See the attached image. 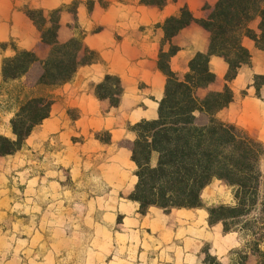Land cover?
Listing matches in <instances>:
<instances>
[{
  "label": "crops",
  "instance_id": "crops-1",
  "mask_svg": "<svg viewBox=\"0 0 264 264\" xmlns=\"http://www.w3.org/2000/svg\"><path fill=\"white\" fill-rule=\"evenodd\" d=\"M218 1L167 0L160 7L143 0H16L15 5L45 9L62 6L58 41L80 40L79 60L87 49L95 52L92 62L80 64L73 76L60 84L39 82L42 62L50 56L52 45L43 39L26 12L10 5L7 8L12 15L7 21H0V45L13 41L12 45L0 47V90L19 94L6 93V98L14 96L22 101L39 96L52 101L49 116L32 129V147L46 151L48 166L70 167L79 175L87 166H94L98 179L106 185L96 199L114 200L108 214L112 219L123 215L118 234L126 239V244L130 245L132 234L141 232L144 238L159 240L160 257L151 259L150 264H208L204 249L214 245L216 231L220 238L231 235L224 232L221 222L209 219L210 206L231 200L232 186L223 180L214 179L218 182L217 191H205L211 182L202 190L201 207L166 210L151 206L142 213L140 203L130 198L138 180L130 148L137 138L133 126L144 119L158 118L165 92L167 75L160 67V54L176 47L169 66L183 78L197 53L210 52L211 33L198 20L207 18ZM183 8L196 20L167 40L164 24L169 17L180 16ZM260 22L259 16L249 22L258 34ZM242 43L250 51V62L228 80L229 63L223 56L211 54L209 68L215 80L199 87L196 94L203 99L229 86L233 99L217 112V117L264 142V85L255 86V77L264 74V48L247 35ZM20 50L33 51L38 60L24 75L4 80V59ZM107 75L120 79L121 94L116 106L96 94L97 85ZM12 116L13 112H6V129H0V133H10ZM102 130L108 131V139L98 135ZM157 161L158 152L154 151L150 163L155 166ZM224 190L230 192V199H222Z\"/></svg>",
  "mask_w": 264,
  "mask_h": 264
},
{
  "label": "trees",
  "instance_id": "trees-1",
  "mask_svg": "<svg viewBox=\"0 0 264 264\" xmlns=\"http://www.w3.org/2000/svg\"><path fill=\"white\" fill-rule=\"evenodd\" d=\"M147 4L163 6L167 0H143ZM37 11L28 9V16L35 21ZM41 12V11H40ZM42 14V12H41ZM256 16L261 18L258 34L249 27ZM196 19L183 8L180 16L169 17L165 24L166 39ZM211 33L209 53H197L190 61L189 71L180 78L169 66V59L176 51L172 46L162 51L159 64L167 75L164 96L159 103L158 118L141 120L133 128L137 138L130 144L132 159L137 164V183L130 198L140 203V211L146 213L151 206L164 209L203 206L202 190L214 179H220L234 187L236 203L218 204L208 208L211 222H221L224 232L233 231L230 219L246 216L258 206L262 172L259 167L263 144L239 127L220 120L217 112L233 99V91L227 86L221 92H211L205 98L197 96L199 87L215 80L209 68L211 54L223 56L229 63L227 79H233L241 66L250 62V51L243 45V36L255 39L264 48V0H219L207 18L198 20ZM59 23L51 33H42L43 39L52 45L50 56L42 62L43 72L39 82L60 84L69 80L78 66L92 62L95 52L87 49L91 58L79 60L82 50L80 40L60 43L57 38ZM38 59L31 50H20L4 60V80L24 75ZM114 85L115 88L111 87ZM264 85V74L255 77V86ZM96 94L118 105L121 94L120 79L107 75L97 85ZM52 101L46 97H32L23 104L12 119L14 140L0 136V155L19 149L33 127L49 116ZM158 152V161L152 166V153ZM236 224V222H235ZM248 230V226H243ZM250 251L258 256V264H264V250L252 243ZM243 258H248L245 252ZM209 264H223L212 257ZM246 264V263H245Z\"/></svg>",
  "mask_w": 264,
  "mask_h": 264
},
{
  "label": "rangeland",
  "instance_id": "rangeland-1",
  "mask_svg": "<svg viewBox=\"0 0 264 264\" xmlns=\"http://www.w3.org/2000/svg\"><path fill=\"white\" fill-rule=\"evenodd\" d=\"M13 4L16 0H0V21L12 15L7 7ZM15 7L26 14L28 9L37 11L32 20L41 33L54 31L63 10L62 6L45 9L20 3ZM12 44L10 40L0 47ZM91 57L85 51L82 60ZM110 85L115 88L112 82ZM6 93L19 95L0 90V129H6V112H13L10 133L0 136L14 140L12 119L31 98L21 101L14 96L6 98ZM30 135L15 152L0 155V264H150L151 259H159V240L134 233L128 245L118 234L123 215L112 219L108 212L114 200L96 199L106 185L98 179L94 166H87L81 175L70 167L48 166L46 151L32 147ZM98 135L108 139L107 130ZM260 142L263 150L258 206L246 216L229 220L233 224L230 236L220 238L216 231L214 245L204 249L206 261L214 257L223 264H258V256L250 248L256 242L264 250V142ZM217 183L214 180L205 191H217ZM231 191L230 202L219 204L236 203L233 186ZM222 194L223 200L230 199V192L224 190ZM244 225L251 228L243 229ZM259 259L264 262V257Z\"/></svg>",
  "mask_w": 264,
  "mask_h": 264
}]
</instances>
